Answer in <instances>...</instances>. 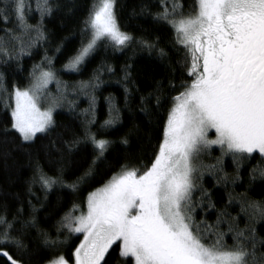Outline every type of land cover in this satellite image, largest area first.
<instances>
[{
    "label": "trees",
    "instance_id": "obj_1",
    "mask_svg": "<svg viewBox=\"0 0 264 264\" xmlns=\"http://www.w3.org/2000/svg\"><path fill=\"white\" fill-rule=\"evenodd\" d=\"M37 2L31 0L32 11L26 12L27 23L32 26L27 33L20 32L14 17L7 24L0 23V47L8 53H0V79L12 94L17 88L29 89L38 71L50 70L62 83L60 93L56 85L50 88L61 107L46 133L25 142L11 128L13 96L0 99V216L14 221L12 235L25 245L20 251L14 246L4 250L22 264H48L59 255L73 263L82 235L62 228L64 217L74 205L85 211L88 195L107 184L121 169L143 171L151 165L162 139L171 97L179 95L182 85L190 83L192 77L184 64L185 50L176 42L174 30L156 19L164 0H115L117 25L131 40L122 46L107 38L98 41L76 71L63 68L88 43L91 30L85 31V22L97 0H49L51 14L42 19L36 10ZM195 2L179 0L185 14L193 11ZM37 27L43 38H37ZM5 28L19 40H9ZM93 96L94 109L90 108ZM5 100L10 107H5ZM110 108L119 110V121L102 128L110 118ZM92 111L95 122L91 131L98 139L109 142L99 158L93 145L83 142L85 121L92 118ZM74 139L82 142L73 145ZM199 159L198 165L203 168L193 192V217L202 229L211 226L204 232L207 242L215 240L218 230L227 233L224 242L232 245L229 223L239 229L254 228L257 240L264 241V218L250 219L252 210L247 214L241 210V205L247 207L249 201L264 206V179L253 172L264 168V156L253 153L238 169L230 154L221 156L220 148L205 151ZM41 174L59 178L62 183L45 188L35 179ZM253 175L257 178L252 179ZM202 190L207 195H202ZM45 234L49 240L57 241L56 245H46ZM261 252L264 246L258 244L257 255ZM122 259L113 245L102 264H121ZM0 264H6V258L0 257Z\"/></svg>",
    "mask_w": 264,
    "mask_h": 264
},
{
    "label": "snow or ice",
    "instance_id": "obj_2",
    "mask_svg": "<svg viewBox=\"0 0 264 264\" xmlns=\"http://www.w3.org/2000/svg\"><path fill=\"white\" fill-rule=\"evenodd\" d=\"M114 6L115 0H100L94 6L85 22V31L91 30L90 39L72 59L69 69L77 70L98 41L107 38L122 46L131 40L120 31ZM36 10L41 19L50 15L49 0H38ZM31 11V0H0V23L7 24L14 17L20 32L27 33L32 26L27 23L26 12ZM156 19L174 30L176 42L185 50L184 64L192 80L182 85L179 95L171 97L151 165L143 171L121 169L104 187L88 195L86 211L74 205L64 217L62 228L83 234L74 252V264H102L113 245L123 258L121 264H264V252L257 255V245L264 246V241L257 240L254 228L249 231L229 223L232 245L224 242L227 233L218 230L215 240L208 243L204 232L211 226L202 229L193 217V192L202 176L203 165H198L201 153L218 146L221 156L231 155L237 169L253 153L264 156V0H196L188 14L179 0H171L170 4L164 0ZM35 31L38 39L43 38L38 27ZM4 32L9 40H19L13 31L5 28ZM0 53L8 55L5 47H0ZM53 79L52 71H41L29 89L17 88L12 94L0 79V99L4 95H14L15 99L11 128L25 142L33 141L53 125L52 109L42 111L39 107L42 90ZM156 103L159 106V96ZM5 107H10L6 100ZM94 107L93 96L90 108ZM109 116L102 128L119 121V110L110 108ZM91 117L85 121L83 142H90L99 158L109 142L91 131L94 111ZM213 130L215 138L210 139ZM81 142L74 139L72 144ZM253 172L264 179V168ZM256 178L253 175L252 179ZM35 179L49 189L62 183L59 178L43 174ZM75 187L72 185L73 190ZM202 195L207 192L202 190ZM249 209L250 219L264 218V206L251 201L247 207L241 205L246 214ZM220 222L218 218L217 225ZM13 230L14 221L0 216V257L6 258V264H22L4 250L7 246L17 251L25 247L12 235ZM44 243L54 246L57 241L45 234ZM48 264L68 261L59 255Z\"/></svg>",
    "mask_w": 264,
    "mask_h": 264
},
{
    "label": "rangeland",
    "instance_id": "obj_3",
    "mask_svg": "<svg viewBox=\"0 0 264 264\" xmlns=\"http://www.w3.org/2000/svg\"><path fill=\"white\" fill-rule=\"evenodd\" d=\"M100 3V0H97V3H96V5H98ZM98 43V42H97ZM94 50V49H93ZM93 50L90 52V54L87 56V57H85V59H84V61L92 54V52H93ZM83 61V62H84ZM71 62V61H70ZM70 62L63 68V70H65V71H76V70H71V69H69L68 68V65L70 64ZM82 62V63H83ZM81 63V64H82ZM80 64V65H81ZM79 65V66H80ZM79 66H78V68H79ZM40 72L41 71H38L37 73H36V76H39L40 75ZM35 76V77H36ZM35 77L33 78V81H34V79H35ZM58 84H59V86H58ZM52 85H56V89L58 90V92L60 93L61 91H62V83H61V81L54 75V79L52 80V82L51 83H49L48 85H47V88L46 89H44V90H42V95H41V98H40V103H39V107L41 108V110L42 111H47L49 108H51L52 109V120H53V116H54V113L58 110V109H60V107H61V102L57 99V97H54L53 96V94L51 93V91H50V88H51V86ZM27 90V89H26ZM58 96V95H57ZM12 101H13V104H12V107H14L15 106V99H14V95H13V97H12ZM38 134H41V133H38ZM37 134V135H38ZM209 138L210 139H214L215 138V133H214V130L213 131H211V132H209ZM212 148H219L218 146H212L210 149H212ZM210 149H208V150H210ZM207 150V151H208ZM258 153V152H257ZM202 154V153H201ZM200 160V159H199ZM199 162V161H198ZM104 187V186H103ZM102 188V187H101ZM100 189V188H99ZM98 190V189H97ZM95 192V191H94ZM86 211V210H85ZM77 215L79 214V212H77L76 213ZM74 234H77V235H82V239H83V234L82 233H74ZM82 241V240H81ZM68 264H74V262L73 263H68Z\"/></svg>",
    "mask_w": 264,
    "mask_h": 264
}]
</instances>
